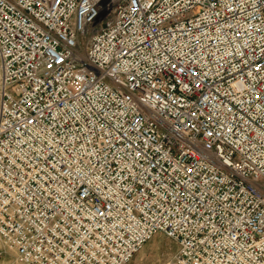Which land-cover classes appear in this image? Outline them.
<instances>
[{
  "label": "built area",
  "instance_id": "obj_1",
  "mask_svg": "<svg viewBox=\"0 0 264 264\" xmlns=\"http://www.w3.org/2000/svg\"><path fill=\"white\" fill-rule=\"evenodd\" d=\"M264 264V0H0V239L21 264Z\"/></svg>",
  "mask_w": 264,
  "mask_h": 264
},
{
  "label": "rangeland",
  "instance_id": "obj_2",
  "mask_svg": "<svg viewBox=\"0 0 264 264\" xmlns=\"http://www.w3.org/2000/svg\"><path fill=\"white\" fill-rule=\"evenodd\" d=\"M177 243L164 234H157L129 264H173L178 252ZM0 264H21L15 251L9 250L0 239Z\"/></svg>",
  "mask_w": 264,
  "mask_h": 264
}]
</instances>
